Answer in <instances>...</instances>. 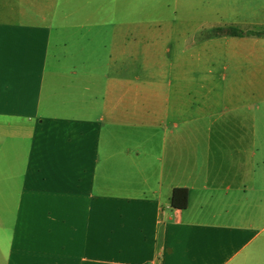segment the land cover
<instances>
[{"label": "crops", "instance_id": "1", "mask_svg": "<svg viewBox=\"0 0 264 264\" xmlns=\"http://www.w3.org/2000/svg\"><path fill=\"white\" fill-rule=\"evenodd\" d=\"M76 1L0 0V264H264V0Z\"/></svg>", "mask_w": 264, "mask_h": 264}, {"label": "rangeland", "instance_id": "2", "mask_svg": "<svg viewBox=\"0 0 264 264\" xmlns=\"http://www.w3.org/2000/svg\"><path fill=\"white\" fill-rule=\"evenodd\" d=\"M87 2L89 3V5H88L89 7H94V8L108 7V9L115 10V6H116V0H106V1H104V0H89V1L77 0L76 1V3H77L76 7L84 6V5H86ZM162 2L164 3L162 10L166 14H164L162 16H157L156 19L164 20L165 18H168V16H171V19H173L171 11L175 10L174 0H172V1L171 0H164ZM189 3H190V6H192V7L194 6V9L202 10L203 7H205L206 9L208 8V6L204 4L203 0H196V1L183 0V4L188 5ZM107 18H108L107 19L108 24H114V22H115L114 15H108ZM173 20H176V19H173Z\"/></svg>", "mask_w": 264, "mask_h": 264}, {"label": "trees", "instance_id": "3", "mask_svg": "<svg viewBox=\"0 0 264 264\" xmlns=\"http://www.w3.org/2000/svg\"><path fill=\"white\" fill-rule=\"evenodd\" d=\"M218 32L221 33H232L234 35H264V30L260 32H255V31H249V32H242L239 30H236L234 28H231L230 30H221L219 29ZM188 199H189V192L185 188H176L173 192V197H172V207L176 210H184L188 206Z\"/></svg>", "mask_w": 264, "mask_h": 264}]
</instances>
